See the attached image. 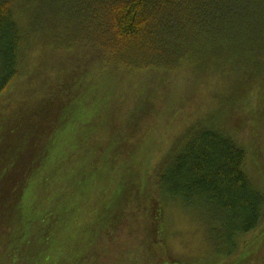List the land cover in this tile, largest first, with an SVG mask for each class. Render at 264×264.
Wrapping results in <instances>:
<instances>
[{
	"label": "trees",
	"instance_id": "trees-1",
	"mask_svg": "<svg viewBox=\"0 0 264 264\" xmlns=\"http://www.w3.org/2000/svg\"><path fill=\"white\" fill-rule=\"evenodd\" d=\"M0 264H264V0H0Z\"/></svg>",
	"mask_w": 264,
	"mask_h": 264
},
{
	"label": "rangeland",
	"instance_id": "rangeland-1",
	"mask_svg": "<svg viewBox=\"0 0 264 264\" xmlns=\"http://www.w3.org/2000/svg\"><path fill=\"white\" fill-rule=\"evenodd\" d=\"M149 76L145 77L146 81ZM168 88L167 92L170 96L179 97L180 91L183 94L189 92L192 87L189 85V81L185 75H177L168 77ZM181 94V93H180ZM93 108L90 110L92 111ZM88 111V110H87ZM89 112V111H88ZM98 120V119H97ZM100 122V120L96 121ZM251 124V122L249 123ZM249 130L250 126L247 125L245 129L240 130L238 137L242 138L243 141L249 142ZM103 136V132H99ZM250 162L248 166L249 173L252 177H258V165L255 162V155H250ZM97 193L96 186L87 194L89 196L83 199V201L78 202L80 207L76 208L75 215L72 217L71 227L67 230L66 234L57 239L59 247V252L65 251L67 243L72 240H77V231L79 226L87 221L89 208L93 204V195ZM68 227V225H67ZM76 227V228H75ZM73 228L77 231H72ZM165 232H166V245L170 250V253L176 257H183L186 259L196 260H207L211 257L210 250L206 248L205 241L202 235V229L196 217L190 215L189 213H184L182 210L175 206H169L165 213Z\"/></svg>",
	"mask_w": 264,
	"mask_h": 264
}]
</instances>
